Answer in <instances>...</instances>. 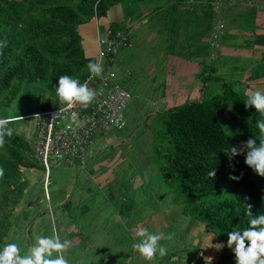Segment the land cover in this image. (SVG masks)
<instances>
[{"label": "rangeland", "instance_id": "obj_1", "mask_svg": "<svg viewBox=\"0 0 264 264\" xmlns=\"http://www.w3.org/2000/svg\"><path fill=\"white\" fill-rule=\"evenodd\" d=\"M210 1L197 0L198 5L194 6L190 4L196 0H149L144 4L127 1L114 7L107 19L86 24L84 30L94 39L97 22L102 32L110 28L126 38L114 61L109 63V67L114 65L117 82L132 95L125 112L126 126L98 135L74 167L51 161L48 178L42 164L39 169H24L22 178L29 185L13 215L8 243L17 242L26 249L36 237L55 232L62 240L72 242L65 253L69 264H144V258L132 249L135 233L144 227L169 234L166 211L177 196L164 180L157 155L156 147L163 144L158 135L161 114L186 103L187 99H202L220 92L223 80L216 71H211L212 83L208 87L204 85L208 78L201 72V95L196 96L197 92L183 95L176 87L177 83H183V73L180 76L176 68H168L167 58L177 57L176 52H181L185 45L190 52L207 45L208 53L218 58L229 39L230 42L240 39L232 36L245 25L243 18H253L259 9V0H248L250 3L235 0V4L216 16L208 5ZM198 14L199 21H195ZM220 20L223 35L216 39L215 27ZM167 42L172 45L169 47ZM34 85L43 87L39 83ZM41 90L23 85L11 105L21 104L19 112L14 113L40 111ZM47 95L43 102L57 103L54 93L47 91ZM26 124L34 125V135L35 119ZM231 125L227 120L225 126L233 141ZM232 144L236 147L234 141ZM241 148L246 147L238 150ZM30 203L33 205L29 208ZM175 204L180 212L183 206L176 201ZM116 213L123 217V223L113 218ZM160 243L170 250L168 240Z\"/></svg>", "mask_w": 264, "mask_h": 264}, {"label": "trees", "instance_id": "obj_2", "mask_svg": "<svg viewBox=\"0 0 264 264\" xmlns=\"http://www.w3.org/2000/svg\"><path fill=\"white\" fill-rule=\"evenodd\" d=\"M127 1L149 0H0V40L7 42L0 49V113L11 107L24 84L39 83L55 94L60 75L84 80L86 65L96 58L86 54L80 27L107 19ZM246 98L223 81L220 92L161 114L163 144L156 148L164 180L177 194L183 215L205 223L220 239L248 226V206L253 215L264 213V177L245 164L247 148L231 159L225 151L233 141L237 148L249 139L259 143L258 113L245 107ZM51 105L46 100L41 110ZM32 144L14 132L0 148V246L8 243L13 215L29 185L23 170L42 166Z\"/></svg>", "mask_w": 264, "mask_h": 264}, {"label": "crops", "instance_id": "obj_3", "mask_svg": "<svg viewBox=\"0 0 264 264\" xmlns=\"http://www.w3.org/2000/svg\"><path fill=\"white\" fill-rule=\"evenodd\" d=\"M243 3H246V1ZM247 3L250 2L247 0ZM258 8L257 13H253V18L248 16L243 18L246 20L245 25L241 27L240 32H234L232 36L235 39L240 37V39L232 42L229 39L227 45L223 46V50L220 51L218 58H215L214 53L213 56L208 53L209 48L207 45L206 48H203V45L194 48L192 52L185 45L181 52L177 50L179 51L176 52L177 57L171 55L170 58H167L168 68L171 70L176 68L177 74L180 73V76L183 73V83L176 84L183 95L197 92L196 96H200V87L203 86V84H200L201 75L203 74L208 78V82L204 85L210 87V83H212L209 78L211 71H216L217 75L223 79L222 82L232 84L238 94L246 96L248 89L260 88L264 90V0H259ZM194 20L199 21V14L194 17ZM97 23L95 26V39L84 30V27L88 25L80 27V33L83 36V48L88 56L93 57L97 56V34L98 28L100 29ZM200 39L202 40V38ZM167 44L169 47L172 45L169 42ZM178 49H180L179 46ZM89 52L90 54H88ZM91 52H94V54H91ZM172 82L170 83L172 84ZM31 86L39 90L42 88L40 103H43V97L48 98V95L46 96L48 90L39 85L33 84ZM20 107L21 104H18L16 107L4 109L0 113V118L16 117L9 126L14 128L15 133L28 139L27 141L34 142L32 140L36 134L35 130L33 135L34 125L26 124V122L32 120L30 116L33 114H15L14 111L19 112ZM21 123H24V125ZM172 202V206L166 211V218L169 220L170 226L169 234H171V239L168 240L170 250L163 258H155L151 262L145 261L144 264H235L234 254L227 246V237L218 238L205 223L183 215V208L180 212L178 208L176 210L175 206L178 204H175L174 198Z\"/></svg>", "mask_w": 264, "mask_h": 264}, {"label": "clouds", "instance_id": "obj_4", "mask_svg": "<svg viewBox=\"0 0 264 264\" xmlns=\"http://www.w3.org/2000/svg\"><path fill=\"white\" fill-rule=\"evenodd\" d=\"M6 41L0 40V49L6 46ZM88 69V79L81 82L71 75H60L55 84V95L63 105V110L67 111L74 106L88 107L99 95L88 86V80L93 77H102L104 68L102 63L89 60L86 65ZM245 107H253L258 113L255 122L259 130V143L255 139L246 142L247 151L245 153V164L257 175L264 177V90L260 88L248 89L246 91ZM16 117L0 118V148L4 147L6 138H11L14 128L9 126ZM117 127L124 126L123 114H120L112 121ZM229 154V159L237 156L244 149L237 147L225 149ZM4 175L3 167H0V178ZM209 175H214L210 172ZM239 179V177H232ZM249 217L248 226L243 229L231 230L227 233V246L234 254L235 264H264V213L253 215L250 206L246 211ZM117 222L123 223V217L118 213L113 217ZM171 239V234L163 232H151L147 228L139 227L135 233L132 249L137 251L145 261H154L155 257L167 255V249L161 240ZM71 241L61 239L55 232L49 235L36 237L35 242L22 249L17 242H9L0 246V264H69L65 253L71 246Z\"/></svg>", "mask_w": 264, "mask_h": 264}, {"label": "built area", "instance_id": "obj_5", "mask_svg": "<svg viewBox=\"0 0 264 264\" xmlns=\"http://www.w3.org/2000/svg\"><path fill=\"white\" fill-rule=\"evenodd\" d=\"M196 4L197 0L190 5ZM230 4H235V0H211L208 5L218 16ZM223 27L220 20L215 27L216 39L223 35ZM125 41V36L119 31L105 28L102 32L98 28L96 62L102 63L104 71L102 77L88 80L89 88L99 92L88 107L76 105L65 111L62 104L51 105L30 116L36 121V140L32 148L46 169L47 178L50 176L51 161L57 165L74 167L84 158L98 135L121 130L126 126L125 112L132 101V95L117 82L114 65L109 67ZM88 76L81 82L87 80ZM120 114H123L125 121L123 127H117L112 122Z\"/></svg>", "mask_w": 264, "mask_h": 264}, {"label": "water", "instance_id": "obj_6", "mask_svg": "<svg viewBox=\"0 0 264 264\" xmlns=\"http://www.w3.org/2000/svg\"><path fill=\"white\" fill-rule=\"evenodd\" d=\"M40 162H41V161H40ZM41 164H42V162H41ZM32 205H33V203H30V204H29V208H30Z\"/></svg>", "mask_w": 264, "mask_h": 264}]
</instances>
